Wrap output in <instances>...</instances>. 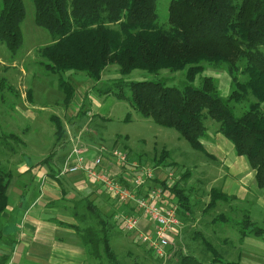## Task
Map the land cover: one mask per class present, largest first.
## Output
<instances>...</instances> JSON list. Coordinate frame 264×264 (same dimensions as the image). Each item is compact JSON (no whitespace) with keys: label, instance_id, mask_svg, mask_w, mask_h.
<instances>
[{"label":"trees","instance_id":"trees-1","mask_svg":"<svg viewBox=\"0 0 264 264\" xmlns=\"http://www.w3.org/2000/svg\"><path fill=\"white\" fill-rule=\"evenodd\" d=\"M32 3L35 24L51 37L48 44L39 48L46 72L60 75L82 71L97 82L111 64H117L121 75L135 69L152 73L184 69L185 79L179 87L160 81L129 82L127 98L131 106L157 125L175 129L194 149L208 156L211 155L201 142L206 133L204 120L207 117L215 120L216 131L232 143L236 155L246 158L255 172L257 187L264 190V0H170L166 27L157 22L156 0H32ZM24 18L22 0H1L0 43L12 54L21 46ZM205 63L226 70L231 87L227 97L220 94L214 77L203 74ZM197 77L201 80L195 85ZM122 81V77L114 79L97 91L124 99ZM58 86L68 104L75 87L61 75ZM248 95L254 100L236 116L229 103L241 102ZM53 122L59 139L64 128L57 117H53ZM4 135L14 138L12 134ZM167 155L168 151L161 149L154 164L172 166V162H166ZM50 160L52 154L39 163L49 164ZM51 169L49 164L50 172ZM187 174L182 175L183 179ZM11 177L10 171L0 167V215L8 204ZM157 184L173 192L179 207L189 209L183 188L176 189V184L169 186L155 179L148 186ZM232 198L211 187L205 211ZM79 203H83L85 210L81 214L74 212V216L81 223L65 224L78 234L90 256L104 255L110 264H120L110 243V227L115 222L119 224L113 219L114 212L107 216L85 197L75 207ZM90 220L96 225L90 224ZM228 220L223 213L213 217L214 222ZM236 224L239 242L249 235L264 234V227L251 221L248 213ZM201 242L211 253V259L204 262L186 253L179 257V264H238L225 260L210 241ZM4 259L0 264L5 263Z\"/></svg>","mask_w":264,"mask_h":264},{"label":"rangeland","instance_id":"rangeland-1","mask_svg":"<svg viewBox=\"0 0 264 264\" xmlns=\"http://www.w3.org/2000/svg\"><path fill=\"white\" fill-rule=\"evenodd\" d=\"M22 1L25 18L21 22L23 36L21 46L15 54H12L4 44L0 43V81L3 80V88H0V167L15 175L17 168L25 164L26 160L34 162L52 154L54 162L62 156L60 154L63 152L64 144L69 143V137L80 132L82 138L84 132H88L87 129H92L99 139L97 143L88 145L100 146L104 153H109L110 156V150L114 145L121 146L128 153V161L138 162L141 166L155 163L161 149L166 148L170 153V159L176 163L171 168L173 176L169 186L176 184V189L185 190L189 209L179 207L173 192L166 189V199L179 207L177 209L179 223L170 234L166 255L161 258L154 257L132 233L123 230L117 222L113 223L112 228L110 227V243L120 264H179V257L186 253H192L205 262L211 259V253L205 250L201 242L204 239L210 241L225 260L238 264H264V250L259 254L256 249V258L247 257L238 241L239 226L236 222L244 213H249L251 220L257 226L264 227V199L262 203L255 204L256 198H252L250 192H243L240 171L231 170L235 165L227 167L225 157L233 159L238 156L234 152L232 143L218 133L217 140L219 138L224 140L227 146H230L231 153L222 148L214 154L216 157L206 156L181 138L175 129L159 126L150 118L142 117L131 106L130 98H127L130 97L129 82L131 81H160L166 85L179 87L184 82L185 70L171 72L162 69L152 73L135 69L126 75H121L117 64L108 65L103 71L105 81L98 87L102 88L105 84L109 85L112 80L122 77L123 81L120 85L126 95L124 99H118L112 93L98 92L95 86L91 87L88 84L90 78L82 71L61 73L60 75L71 81L73 86L83 83L85 92L96 97L99 105L94 109L92 120L89 116L74 129L65 125L64 135L57 139L54 124L49 117L58 115L64 119V94L58 86L60 75L46 72L43 66L44 59L39 54V48L49 43L51 37L45 29L35 24L32 0ZM169 1L156 0L157 22L162 27L168 25ZM262 50L264 51V47ZM204 68L203 74L213 76L220 94L222 97H227L231 87L226 70L206 63ZM239 78L244 79V76L239 74ZM200 80L201 78L197 77L194 84L198 85ZM28 89L32 91L31 98L27 95ZM112 89L115 90L116 86H112ZM80 97L83 99L84 96L80 95ZM253 100V96L248 95L243 101L231 102L229 106L233 113L239 116ZM262 108L264 110L263 106ZM126 115L128 119L125 118ZM204 125L210 133H214L215 128H218V122L209 117L204 120ZM4 134H12L14 138L4 137ZM241 158L249 165L245 157ZM154 167H159L155 169L158 171L163 166L155 164ZM185 173H188L187 182L186 178L183 180L182 177ZM155 174L156 182L161 181L159 172ZM211 186L222 188L233 195V198L228 202H218L214 208L205 211ZM260 191L263 192V189ZM10 198L12 199L13 196L10 195L9 200ZM107 199H110L113 205L108 211L112 207L113 212L119 209L111 198ZM77 205L74 210L81 214L85 207L83 203ZM108 211L105 213L107 216L110 215ZM69 212L72 213L73 209ZM220 213L225 214L229 220L213 222V217ZM77 222L81 223L79 220ZM90 224L96 225V222L90 220ZM196 231L201 233V237L194 234ZM253 238L257 240L248 239L245 242L250 251L255 241L256 243L262 241L264 248V236ZM84 247L85 264H110L104 255L98 258L92 257L87 246Z\"/></svg>","mask_w":264,"mask_h":264},{"label":"crops","instance_id":"crops-1","mask_svg":"<svg viewBox=\"0 0 264 264\" xmlns=\"http://www.w3.org/2000/svg\"><path fill=\"white\" fill-rule=\"evenodd\" d=\"M104 81L105 78L102 72L99 81L93 82L88 79V84L98 89L99 84H102ZM74 87L75 91L73 97L68 104L64 102L63 97L64 119L58 115L49 117L53 124V117L59 119L64 128V133L65 125L72 129L76 128L87 117L90 116V119L94 116V109L99 105L96 97L89 94V92H85L86 88H83V83H77V86ZM27 95L31 98L32 91L30 89L27 90ZM80 95L84 96L83 99ZM92 119L93 118H91V120ZM86 131L88 132H84L82 138L80 137V132L69 137V143L64 144L63 152L60 154L62 156H59L54 162L53 160L49 161L52 168L51 172L49 170V164L39 163L45 158L43 157L34 162L26 160L25 164L17 168L15 175L12 174L11 182L7 189L8 204L0 215V260L5 258L4 264L86 263V249L84 244H82L74 229L67 226L65 223H77L74 216V208H76L75 203L79 202L80 198H88V200L95 203L104 213H107L113 205L110 199H107L108 195L101 187L95 181L88 179L82 172H66L59 175L60 171L67 154L77 141L75 138L78 137L77 143L87 149L86 158L88 159L89 165L91 164L90 159L92 153L99 152L103 156L102 169L115 174L119 172V167L115 159L110 156L109 153H104L100 146L88 145L97 143L99 139L92 129H87ZM218 133L216 128L214 133L207 132L206 129L205 136L201 138V142L205 150L211 155L209 156L211 158L216 157L214 154H217L222 148L227 151L229 150L231 153L230 146H227L224 140L220 138L217 140ZM219 134L222 135L221 133ZM166 157V162H172L173 165H176L174 160L172 161L170 159L169 151ZM241 157V155L233 159L225 157V160H227V167L235 165V168L233 167L231 170L235 169V171H240V175H242L240 181L242 182L243 192H250L252 198H256L255 204L262 203V199H264V190L261 192L260 188L257 187L254 178V170L251 169ZM159 165L163 166L161 172L171 169L173 166L166 164ZM30 166L32 167L29 168ZM184 169L189 170L188 168ZM161 172H159L158 176L162 175ZM13 177L14 179L12 180ZM185 180L187 182L188 178L186 177ZM219 189L225 192L222 188ZM10 195L13 196V198L9 200ZM70 209H73L72 213L69 212ZM112 209L108 211L109 214L113 212ZM140 224L145 228V231L151 229V223H149L147 216L141 215ZM194 234L201 237V233H197V231L194 232ZM251 236L256 237L254 235H249L239 243H241V248L247 257L253 256V258H256V249L258 250L257 253L261 254L264 248L261 243L262 241L258 243L255 241L254 247H252V251H250V248L248 249V247H246L245 242L248 239L257 240ZM263 236L264 234L257 237Z\"/></svg>","mask_w":264,"mask_h":264},{"label":"built area","instance_id":"built-area-1","mask_svg":"<svg viewBox=\"0 0 264 264\" xmlns=\"http://www.w3.org/2000/svg\"><path fill=\"white\" fill-rule=\"evenodd\" d=\"M78 141V137L75 138ZM77 141L67 154L59 175L66 172H82L88 179L95 181L113 200L119 209L113 219L119 221L120 227L132 233L138 242L143 244L154 257L166 255L169 238L178 225V206L166 199V189L160 185L149 187L155 178V164L139 165L128 161V153L118 145H114L110 154L115 159L119 172L117 174L102 169L103 156L99 152L91 155L90 162L86 158L87 149ZM173 169L161 172L160 180L170 184ZM141 215L147 216L151 229L145 231L140 224Z\"/></svg>","mask_w":264,"mask_h":264}]
</instances>
